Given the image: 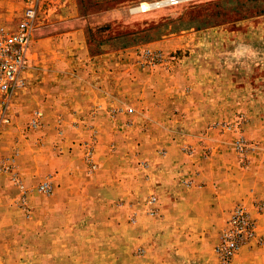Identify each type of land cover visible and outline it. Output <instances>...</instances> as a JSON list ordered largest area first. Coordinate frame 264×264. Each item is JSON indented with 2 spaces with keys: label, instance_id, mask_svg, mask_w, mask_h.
Here are the masks:
<instances>
[{
  "label": "rangeland",
  "instance_id": "rangeland-1",
  "mask_svg": "<svg viewBox=\"0 0 264 264\" xmlns=\"http://www.w3.org/2000/svg\"><path fill=\"white\" fill-rule=\"evenodd\" d=\"M160 1L166 2L37 0L32 39L71 37L91 56L109 54L108 61H94L95 73L123 66L124 114L81 123L90 136L76 144L79 160L58 182L46 173L24 188L16 172L9 173L19 147L8 146L0 161V181L9 183L0 200V215L6 216L0 264H134L149 227L161 218L147 190L148 167L167 151L182 163L193 154L198 160L225 159L237 170L252 157L264 159V0H182L141 9ZM21 8V0H0V26L15 24ZM105 8L107 19L96 22L100 17L91 16ZM15 102L14 95L6 112L0 108V121L9 120L0 132L40 130L42 120L37 129L27 128L33 113L16 127ZM97 132H108L100 149ZM117 132L119 141L112 138ZM44 180L50 183L45 195L36 191ZM9 185L17 190L14 198ZM237 205L255 229L225 264H262L264 238L256 230L261 201L253 202L252 212L240 203L226 211L213 246L215 262L221 264L215 247Z\"/></svg>",
  "mask_w": 264,
  "mask_h": 264
},
{
  "label": "crops",
  "instance_id": "crops-1",
  "mask_svg": "<svg viewBox=\"0 0 264 264\" xmlns=\"http://www.w3.org/2000/svg\"><path fill=\"white\" fill-rule=\"evenodd\" d=\"M109 11L108 8L101 9L91 17L99 16L96 22L101 23L103 15L107 19ZM75 36L79 42V34ZM70 39L62 37L48 41L40 37L30 42L24 87L15 94L13 117L19 127L33 112L39 111L42 114L40 130L21 132L12 128L15 132H0V161L7 154L9 145L19 147L16 166L8 171L16 172L24 188L33 186L46 173L58 182L68 169H72L81 153L76 144L90 136L85 130L87 126L83 127L81 123L108 120L109 115L117 119L124 114L119 111L124 96L120 79L123 66L106 67L95 73L94 61H108L109 54L91 56L83 42L70 43ZM94 77H99V82ZM74 121L78 124L72 127ZM55 127H61L63 131L56 132ZM97 134L100 149L108 132ZM119 137V132L112 136L116 141ZM170 153L172 150L167 151L164 160L155 161L148 167L147 190L156 197L161 218L149 227L146 243L139 242L142 256L134 264H216L213 246L217 229L226 211L236 203L250 212L254 201L263 203L256 230L264 238L263 157H252L246 168L237 170L224 156L222 162L218 159L198 160L194 158L196 156L192 158V154L182 163L180 157L170 158ZM7 183L0 181V200L4 199ZM9 189L8 195L14 198L16 188L10 186ZM114 199L110 197V200ZM5 217L0 215V226L6 221ZM3 248L0 244V254ZM79 258L76 263H80ZM245 264L260 263L253 259L252 263Z\"/></svg>",
  "mask_w": 264,
  "mask_h": 264
},
{
  "label": "built area",
  "instance_id": "built-area-1",
  "mask_svg": "<svg viewBox=\"0 0 264 264\" xmlns=\"http://www.w3.org/2000/svg\"><path fill=\"white\" fill-rule=\"evenodd\" d=\"M164 1L166 2L146 10L158 6L175 5L182 0ZM36 2L37 0H21L22 8L16 23L0 26V108L4 112H6L8 105L12 103L13 96L24 87L36 14ZM41 120L42 114L38 111L33 112L27 123V128L29 130L37 129L41 124ZM8 122V118L3 116L0 125L4 126ZM85 156H89V153L86 152ZM36 191L43 195L48 194L50 192L49 181L44 180L38 184ZM154 202L155 200L150 198L148 203L151 205ZM227 225L228 228L223 231L215 247V255L221 264L227 263L240 246L251 240L255 229L254 220L239 205L232 210Z\"/></svg>",
  "mask_w": 264,
  "mask_h": 264
},
{
  "label": "bare ground",
  "instance_id": "bare-ground-1",
  "mask_svg": "<svg viewBox=\"0 0 264 264\" xmlns=\"http://www.w3.org/2000/svg\"><path fill=\"white\" fill-rule=\"evenodd\" d=\"M160 2L163 3V1H160ZM160 2L151 3V5H143L141 9L144 11L146 8H150L152 6L160 5L161 4Z\"/></svg>",
  "mask_w": 264,
  "mask_h": 264
}]
</instances>
